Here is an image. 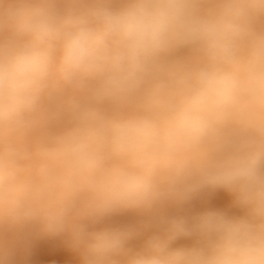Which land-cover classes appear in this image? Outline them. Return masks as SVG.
<instances>
[{"label": "clouds", "instance_id": "obj_1", "mask_svg": "<svg viewBox=\"0 0 264 264\" xmlns=\"http://www.w3.org/2000/svg\"><path fill=\"white\" fill-rule=\"evenodd\" d=\"M217 189L241 215L164 211ZM129 211L138 248L97 227ZM30 232L80 264H264V0H0V264Z\"/></svg>", "mask_w": 264, "mask_h": 264}, {"label": "bare ground", "instance_id": "obj_2", "mask_svg": "<svg viewBox=\"0 0 264 264\" xmlns=\"http://www.w3.org/2000/svg\"><path fill=\"white\" fill-rule=\"evenodd\" d=\"M206 210L222 211L228 215L242 214V210L234 205L233 196L223 189L201 193L182 208L168 207L164 211L169 215L192 216ZM147 225V217L129 211L113 215L97 227L126 226L133 229L137 235L130 244L133 248H138L149 234ZM3 243L11 250L10 264H80V255L71 246L66 234L47 237L36 232L6 233ZM175 243L180 246L192 241L181 238Z\"/></svg>", "mask_w": 264, "mask_h": 264}]
</instances>
